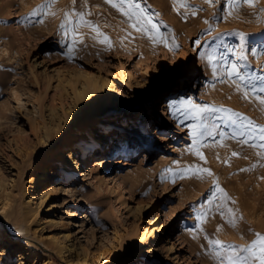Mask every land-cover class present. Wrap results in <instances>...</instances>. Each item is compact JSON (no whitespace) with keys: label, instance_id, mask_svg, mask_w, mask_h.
<instances>
[{"label":"rangeland","instance_id":"374dc122","mask_svg":"<svg viewBox=\"0 0 264 264\" xmlns=\"http://www.w3.org/2000/svg\"><path fill=\"white\" fill-rule=\"evenodd\" d=\"M182 3L132 0L121 10L106 0H0V199L9 198L11 211L7 221L0 215V264H227L264 237V92L229 79L208 58L238 49L240 33L264 32V0ZM129 10H143L156 29L136 31L122 14ZM252 48L245 43L241 71L264 76V50ZM227 59L241 63L232 53ZM191 62L197 71L189 72ZM87 71L109 90L98 118L123 126L108 131L101 181L85 175L89 156L73 173L57 158L78 133L62 110L83 78L77 73ZM170 88L175 108L151 121ZM189 100L209 110L210 134L193 127ZM89 127L99 129L94 120ZM60 234L70 249L54 242ZM163 238L172 246L165 252Z\"/></svg>","mask_w":264,"mask_h":264},{"label":"bare ground","instance_id":"6f19581e","mask_svg":"<svg viewBox=\"0 0 264 264\" xmlns=\"http://www.w3.org/2000/svg\"><path fill=\"white\" fill-rule=\"evenodd\" d=\"M176 67L172 68L171 70L172 80L178 77V68ZM189 67V72L197 71V65H195L194 62H191ZM183 74L189 76V73L186 71L183 72ZM77 75L83 78L80 81H78L77 78L76 82H78V86L73 92L72 100L65 108H63L62 118L64 120V125H74L78 133L76 132L67 138V140L70 142L69 144L71 145V148L66 151L67 155L65 159H63L59 154L61 153L59 147L57 148L59 151L57 158L60 161H63V164H65V173H73L76 172L78 166L82 165L81 159L85 158L84 160H86V156H89L90 163L88 164V170L85 175H87V178H96V181H101L102 176L99 175L98 169L102 164V150L105 146V143L113 140H110L111 135L108 131H111L114 128L120 129L123 126L120 124L121 120L114 121L110 118L105 119V117H103V119L98 118L99 112L106 111L108 104L110 103L109 90L105 81L98 79L89 71L85 73L78 72ZM182 79L185 78L183 77ZM182 89L183 86H180L177 92L183 91ZM168 92L169 95L164 96L163 100L161 101L163 104L162 107L156 112L157 116L151 119V121H158L160 119V113H163V116L168 113L170 106L169 101H173L174 96L178 94L174 92L172 88H170ZM156 103L157 101H155V104ZM146 104L148 110L152 111L149 103ZM181 112H179L180 115H182ZM150 115L155 116V113H150ZM92 120L96 121L97 127H99V129H91L89 127V123ZM81 132L85 133L81 134ZM78 155L81 157L77 158ZM108 176L114 181V190L118 192L119 182H117V180L111 176V174ZM10 212L9 198L5 197L0 199V215L4 216L5 221L8 220ZM17 230H21V228H17ZM131 231L133 232L134 228H132ZM66 237L67 236L65 234L55 235L53 236V240L59 245L61 249L67 250L70 248L66 243ZM141 241V237L136 232H134L131 239L132 247L137 248L141 244ZM171 247V245L168 246V240L163 238L160 246L161 251L165 252ZM0 249H2V247H0Z\"/></svg>","mask_w":264,"mask_h":264},{"label":"snow or ice","instance_id":"6c2138e0","mask_svg":"<svg viewBox=\"0 0 264 264\" xmlns=\"http://www.w3.org/2000/svg\"><path fill=\"white\" fill-rule=\"evenodd\" d=\"M106 2L109 3L114 8L120 7L121 10H122V5L125 2L128 3L130 6L132 4V0H121L120 6H118L117 3L114 2V0H106ZM205 2L211 3V0H205ZM247 2L251 3V0H247ZM174 4H179V6L181 7L186 6L185 4L182 3V0H174ZM134 7L136 9H140L139 4H135ZM174 10H178V9H174ZM122 14L128 17L130 21V26L133 27L136 31L147 34L151 31H154L157 27L155 24H151V20L148 19V17L143 14V10H140L139 14L132 10H129L128 12H123ZM33 15H35V13H33ZM79 15H80V22H83V14H79ZM193 15H195V13H193ZM133 20H135V22H132ZM145 21H147V24L151 25L150 28L144 23ZM61 27L63 28L64 25H61ZM149 38L153 40V43L157 42V39L155 37L149 36ZM238 38H239V48L238 49L236 47H229L227 48L226 52H221L219 56H217L215 52H210L208 54V58L215 59L216 64H214L213 67H216L217 65H219V69L223 70L229 79L236 77L241 83L247 82V84L250 86L251 91L253 93L257 91L264 92V86H260L259 88H257L255 85L252 84L253 80L264 81V76L247 75L246 73H243L241 71V69L247 66L246 57L243 54L245 43L247 42L249 46V50L252 51L253 53L255 52V49L252 48V45H255V44H259L261 50H264V32H261L254 36H249L244 33H240ZM99 42L100 43L108 42V38L105 36L104 39ZM161 42H164L165 46H167V41H161ZM72 52H73V46L68 45L69 58H71ZM227 53H232L234 56H236V60L240 61L241 63L229 61L227 59ZM185 99H186L185 97H179V100L182 103ZM259 102L261 104H264V98L259 99ZM169 104L172 106L173 109L175 108V104L172 101H169ZM187 106L191 110V112L194 114L192 118L198 121V124L193 127L204 130L199 133L200 135L210 134L207 132V123H206V118L209 115V110L205 107H197L196 105L192 104L190 100ZM169 114L172 116H175L176 112L172 111ZM187 115L188 114L185 113L186 117ZM261 131L264 132V129H261ZM196 135H197V132L194 131L193 137L195 138ZM261 139L264 140V136H262ZM233 155H235V153H233ZM201 158L203 159L202 156ZM260 241H264V237H258L257 241H253L252 244H250L247 248L241 249V251H246L249 254L246 257H240L239 255L227 256L225 258L227 260V264H253V262H255V264H264V243L259 244V251H257L258 243ZM209 244L215 245L218 249H222L226 247L227 249L231 250L233 253L235 252V248L232 245L224 246L221 244L219 240H210ZM217 255L218 256L220 255L219 251L217 252Z\"/></svg>","mask_w":264,"mask_h":264}]
</instances>
